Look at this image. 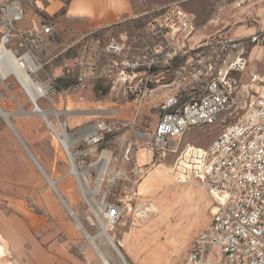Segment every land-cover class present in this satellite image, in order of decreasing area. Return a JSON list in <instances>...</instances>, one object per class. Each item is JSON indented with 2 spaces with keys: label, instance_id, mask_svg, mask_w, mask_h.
<instances>
[{
  "label": "built area",
  "instance_id": "built-area-1",
  "mask_svg": "<svg viewBox=\"0 0 264 264\" xmlns=\"http://www.w3.org/2000/svg\"><path fill=\"white\" fill-rule=\"evenodd\" d=\"M146 14L149 19L136 31L106 36L104 27H96L51 54L45 40L53 36L52 25H37L34 21L25 24L22 0H0V55L26 64L35 101L46 100L50 110L55 109L51 94L58 85L47 65L63 52L74 53L70 57L73 61L68 58L64 76H72L79 83L104 80L120 84L126 95L136 100L139 97V101L153 92L165 71L170 72V79L163 84L166 91L159 103L155 127L137 126L132 134L127 133L121 159L129 161L133 146L140 141L150 161L172 160L171 174L176 182L195 183L210 195V220L195 237L181 264H264V72L253 70L248 75L253 98L244 113L234 120L222 117L234 103L235 79L231 74L246 68L247 48L258 43L261 34L212 35L195 42L198 16L179 2L131 18ZM14 60H4L8 76L13 75ZM35 101H31L33 107L42 111ZM139 103L131 122L117 124L98 117L90 129L76 132H68L64 125V152L70 168L84 171L93 167L91 159L105 140H117L122 127L134 125ZM218 122L221 130L205 149L184 140L191 128ZM143 172L139 167L133 170L136 177ZM84 193H88L85 188ZM153 203L151 198H139L137 191L106 197L102 223L114 226L124 215L143 219L153 212ZM91 208L94 215L101 214ZM95 219L98 222L96 215Z\"/></svg>",
  "mask_w": 264,
  "mask_h": 264
},
{
  "label": "rangeland",
  "instance_id": "rangeland-1",
  "mask_svg": "<svg viewBox=\"0 0 264 264\" xmlns=\"http://www.w3.org/2000/svg\"><path fill=\"white\" fill-rule=\"evenodd\" d=\"M75 1L22 0L24 23L34 21L37 25L43 23L52 25L53 36L45 40L47 50L51 54L62 50L72 39L77 37L79 28L84 24L83 16L93 17L97 13L101 14L104 16L105 22L103 27L107 29L104 34L106 36H119L125 31L138 30V27L149 19V14L139 18H127L128 15L150 11L172 2H179L183 8L192 10L197 14L198 35L200 33L209 34L207 37L212 35L245 37L251 33L260 32V41L247 48L246 68L242 72L231 74L235 79L234 85H232L234 86V103L227 111H224L222 117L234 120L241 116L248 107L249 101L253 98L247 85L248 75L253 70L264 72V0H81L83 2L82 7L73 6ZM91 25L93 24L89 23L87 27ZM73 54L72 52H63L47 65V70L56 77V81L60 79L57 81L58 86L55 89V94L60 96L58 106L73 119H77L79 116L83 117L82 122H75L76 124L69 128L70 132L78 131L79 127L80 129L87 128L98 117L109 118L117 124L131 122L134 117V109L140 102L134 125L128 124L122 127L117 140H105L91 159L92 162L97 161L103 149L112 153V159L108 165L107 173L102 178L103 180L98 179L97 172L93 167L88 168L91 174L90 180L84 184L88 193L83 192V195L79 193L81 202L89 215V219L86 220L82 228L90 235H97L100 231V225L99 221L97 222L95 219L91 207L93 206L96 211H99L100 208H103L102 203L106 197L114 198L131 191H137L140 198L151 197L153 199L157 205V213L153 211L149 216L137 220L132 219L129 215H124L114 225L115 228L110 230L114 244L128 264H136L131 260V256H128L122 249L120 243L123 238L126 235L131 237V243L136 249L143 246L146 240H152V237L156 236V242H159L162 247L165 246L161 251L163 261L160 264H180L192 240L210 218V195L195 183L182 184L174 181L169 176L171 173H166V167H170L168 162L154 163L150 161V155L147 151L146 154L141 155L142 159L144 155L148 158L147 163L137 166L136 163L140 156L139 149L144 148V144L140 141H137L133 146L132 158L129 161L121 159L122 141L126 138L127 133L132 134L137 126L148 129L155 127L159 103L166 91L163 84L170 79L171 73L165 71L163 79L157 85L155 84L153 92L139 101V97L136 100V97L131 94L126 95L123 85H112L104 80L101 83L89 81L79 83L72 76H64L63 73L70 63L66 58L67 56L70 58ZM70 59L73 61L72 58ZM74 73L76 74L77 71L75 70ZM7 77L13 82L11 88L18 95V101H24L33 107L30 98L19 85L15 76ZM66 82L68 84L65 85ZM152 84L154 86V83ZM0 89L9 93L8 87L4 85L1 79ZM12 100L15 102L14 99ZM42 100L44 99L38 101L40 106H42L40 103ZM52 101L55 109H59L57 103ZM47 104L48 110H50L51 104L49 102ZM63 118V115L59 117L62 122H64ZM221 126L218 122L215 125L193 127L186 132L184 140L195 145L206 146L219 133ZM46 127L51 138L50 129L48 126ZM56 141L53 138L52 142L47 139V144L44 147L48 154L52 152V147L53 150L55 148L57 158L68 167L65 161V158L68 160L67 156L63 151L64 156L60 148L57 147ZM94 165L97 167L98 164ZM138 167L143 168L144 171L141 177H136L133 174V170ZM154 168H157L158 174L152 173ZM116 171L119 172L118 177L112 181L109 180L108 175ZM164 173L166 176L163 175ZM70 177L73 185L78 189L76 177L74 175H70ZM79 189L81 190L80 187ZM83 236L85 235L83 234ZM183 239L185 241L178 244ZM96 242L108 252L110 262L123 264L121 258L117 256V252L107 244L103 236L97 237Z\"/></svg>",
  "mask_w": 264,
  "mask_h": 264
},
{
  "label": "crops",
  "instance_id": "crops-1",
  "mask_svg": "<svg viewBox=\"0 0 264 264\" xmlns=\"http://www.w3.org/2000/svg\"><path fill=\"white\" fill-rule=\"evenodd\" d=\"M82 5L81 0H76L73 4L75 7ZM134 15H128L127 18ZM83 18L84 24L79 28L77 37L90 29L105 26L104 16L101 14ZM89 23L93 25L87 27ZM208 35H198L197 30L193 40L197 42ZM68 58L69 56L66 60L69 62ZM1 80L8 87L9 93L0 89V111L6 113H0V264H102L87 238L83 236L84 229L76 225L78 221L83 227L89 215L79 197V193H83L79 187L77 189L73 185L70 175L74 174L70 173L68 160L65 158L67 167L57 158L53 147L52 152L47 153L44 147L47 139L52 142L53 138L56 141L52 133L51 138L49 137L46 127L48 125L29 103L18 101V95L11 88V79L5 77ZM51 95V100L58 106L60 96L55 91ZM40 103L42 111L48 110L46 101L42 100ZM53 106L55 108L54 104ZM19 109L22 110L18 111ZM58 110L62 112L60 116L64 117L67 131H70L69 128L75 122L83 121L82 116L73 119L62 108L59 107ZM213 139L214 137L211 141ZM189 143L202 149L209 146ZM56 144L64 155L62 146L57 141ZM139 151L137 163L147 162L145 155L141 158L146 152L143 149ZM166 162L171 166V159ZM156 169H153V174H158ZM163 175L166 176L165 173ZM169 176L172 177V174ZM152 238L136 249L131 243V237L127 235L120 244L134 263L160 264L163 261L161 251L165 246L162 247L156 242V236ZM194 239L180 264L192 247ZM184 241L185 239L178 244ZM106 254L110 260L107 251Z\"/></svg>",
  "mask_w": 264,
  "mask_h": 264
},
{
  "label": "bare ground",
  "instance_id": "bare-ground-1",
  "mask_svg": "<svg viewBox=\"0 0 264 264\" xmlns=\"http://www.w3.org/2000/svg\"><path fill=\"white\" fill-rule=\"evenodd\" d=\"M6 58L11 60V61L14 60V58L12 56H4L3 54L0 55V79L7 77L9 74V72L5 68V64H4V60ZM14 62H15V64L12 68V72H13L12 74L15 75L16 77H18L19 81L21 82V84L25 88L26 94L28 95L30 100L35 101L36 95H35L34 89L31 86L30 75L28 73L26 64L25 63L19 64L15 60H14ZM35 103H36L37 107H39V108L41 107L37 101H35ZM0 113L2 115L6 114L5 112H2V111H0ZM38 113L40 114V116L44 119V121L48 125V127H49L50 131L52 132L54 138L58 141V143L64 149V147L67 146V135L64 134V127H65L64 125L65 124L59 119L62 112L58 109H54V110L38 111ZM51 117H53L54 119H52ZM90 128H91V124L87 126V129H90ZM56 133L59 134V137L56 135ZM60 134H63L64 137L61 136ZM140 149H143L146 152L145 148H140ZM64 151H65V149H64ZM111 159H112L111 151L103 149L99 154L98 160L92 164V166L97 171V175H98L99 180H103L102 178L107 173L106 171H107V168H108V165H109ZM145 163H147V162H145ZM145 163L143 162V163H136V164H137V166H139V165H143ZM94 164H96V165L98 164L97 167ZM70 173H73L74 176L76 177L78 185L81 188V192L83 193L84 188H85L84 184L85 183L87 184V181L90 180L88 177V169H85L84 171H78L73 166L72 168H70ZM166 173H171V167H166ZM118 174H119L118 171L113 172V173L108 175V179L112 181L116 177H118L117 176ZM152 208H153V211H155L157 213V207H156L155 203L152 204ZM100 211H101V214H99L97 212L95 213V215L99 221L100 231L95 236L90 235L86 231H84L85 237L87 238L89 244L92 246V248L96 252V254H97L98 258L101 260L102 264H112V263L108 259L106 251L103 250L101 248V246L96 242V238L100 237V236H103V239L107 242V244L117 252V254H118L117 256H119L121 258L123 264H128L124 260L120 250L116 247V245L113 242V235L111 234L110 230L115 228V226H108L107 227L106 225H104L102 223V219H101L102 214L104 212V208H100ZM76 222H77L76 225L81 229L82 226L80 225V223L78 221H76ZM129 241H130V238H129ZM126 244H127V242H126Z\"/></svg>",
  "mask_w": 264,
  "mask_h": 264
},
{
  "label": "trees",
  "instance_id": "trees-1",
  "mask_svg": "<svg viewBox=\"0 0 264 264\" xmlns=\"http://www.w3.org/2000/svg\"><path fill=\"white\" fill-rule=\"evenodd\" d=\"M60 79H57V81H59ZM68 84V82L65 83V85Z\"/></svg>",
  "mask_w": 264,
  "mask_h": 264
},
{
  "label": "water",
  "instance_id": "water-1",
  "mask_svg": "<svg viewBox=\"0 0 264 264\" xmlns=\"http://www.w3.org/2000/svg\"><path fill=\"white\" fill-rule=\"evenodd\" d=\"M34 110H37V111H39L36 107H34Z\"/></svg>",
  "mask_w": 264,
  "mask_h": 264
}]
</instances>
